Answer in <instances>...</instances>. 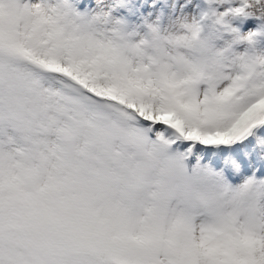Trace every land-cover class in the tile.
Instances as JSON below:
<instances>
[{
	"label": "snow or ice",
	"instance_id": "obj_1",
	"mask_svg": "<svg viewBox=\"0 0 264 264\" xmlns=\"http://www.w3.org/2000/svg\"><path fill=\"white\" fill-rule=\"evenodd\" d=\"M262 157L264 0H0V264H264Z\"/></svg>",
	"mask_w": 264,
	"mask_h": 264
},
{
	"label": "rangeland",
	"instance_id": "obj_2",
	"mask_svg": "<svg viewBox=\"0 0 264 264\" xmlns=\"http://www.w3.org/2000/svg\"><path fill=\"white\" fill-rule=\"evenodd\" d=\"M219 151L220 148H214L210 154L206 152H196L194 150L191 153H186L185 149L174 146L170 153L173 155H185L184 164L186 165L189 172H192L197 166L206 167L215 173L222 174L224 178L233 186L243 183L245 177L252 174L251 171L244 169L246 168L244 165H241L238 171L235 167V164L232 163L231 158H226L225 163L222 164L216 158ZM262 159H264V157H262ZM236 163H238V161ZM229 166L231 167V171L228 170ZM253 171L258 173L259 169H254Z\"/></svg>",
	"mask_w": 264,
	"mask_h": 264
},
{
	"label": "clouds",
	"instance_id": "obj_3",
	"mask_svg": "<svg viewBox=\"0 0 264 264\" xmlns=\"http://www.w3.org/2000/svg\"><path fill=\"white\" fill-rule=\"evenodd\" d=\"M211 172H212V173H215V172L212 171V170H211ZM189 173L191 174V172H189ZM208 179L211 180V179H213V177L210 176ZM196 187H200V185H196Z\"/></svg>",
	"mask_w": 264,
	"mask_h": 264
},
{
	"label": "bare ground",
	"instance_id": "obj_4",
	"mask_svg": "<svg viewBox=\"0 0 264 264\" xmlns=\"http://www.w3.org/2000/svg\"><path fill=\"white\" fill-rule=\"evenodd\" d=\"M246 170V168H244Z\"/></svg>",
	"mask_w": 264,
	"mask_h": 264
}]
</instances>
